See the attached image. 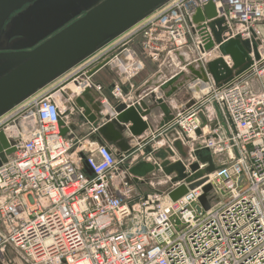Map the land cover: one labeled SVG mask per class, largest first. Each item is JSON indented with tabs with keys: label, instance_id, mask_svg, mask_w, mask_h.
<instances>
[{
	"label": "built area",
	"instance_id": "2783aa9c",
	"mask_svg": "<svg viewBox=\"0 0 264 264\" xmlns=\"http://www.w3.org/2000/svg\"><path fill=\"white\" fill-rule=\"evenodd\" d=\"M208 3L226 12L233 34L242 39L256 34L262 42L260 61L250 75L223 89L212 83L190 86L195 104L179 107L182 110L160 134L174 131L181 136L188 152L183 159L186 168L199 164L196 152L211 157L215 170L204 175L206 182L172 203L168 194L180 183L172 184L159 171L150 177L159 180L151 183L154 191L140 197L127 172L136 156L119 159L107 146L77 152L76 143L61 135L59 122L64 119L66 126L70 98L88 88L102 91L93 78L75 75L84 76L109 59L106 68L129 82L143 69L139 53L157 62L190 48L200 60L214 59L215 50L199 53L209 34L193 35L186 22L196 8ZM262 22L264 0H169L0 117V131L18 142L0 164V264L7 261L9 251L26 264H264ZM68 79L78 87L65 100L60 91ZM123 87L131 93L130 83L114 85L109 98L102 97V106L108 99L132 104L133 96L124 95ZM206 167L200 164V169ZM162 185L164 191L155 190ZM207 185L210 208L204 210L199 200ZM133 215L139 216L134 229H123Z\"/></svg>",
	"mask_w": 264,
	"mask_h": 264
},
{
	"label": "water",
	"instance_id": "95a60500",
	"mask_svg": "<svg viewBox=\"0 0 264 264\" xmlns=\"http://www.w3.org/2000/svg\"><path fill=\"white\" fill-rule=\"evenodd\" d=\"M168 1L0 0V30L6 26L5 39L11 42L6 49L0 48V117L61 79ZM226 15L214 3H208L186 17L193 35L209 34L199 48L200 55L215 50L217 56L208 61L196 58L172 77L154 85L153 89L160 92V97L146 85L132 95V104L108 99V104L102 106L101 95L93 87L75 94L70 101V110L65 113V116H78V122L89 124L98 145L109 147L117 158L134 157L140 150L143 155L152 157L153 163L141 159L127 169L131 182L143 183L151 174L162 172L171 178L172 184L180 183L168 194L172 203L189 190L203 185L206 182L204 175L215 170L211 157H203L198 152L195 155L199 164L193 163L186 168L183 159L188 152L180 141L172 148H152L153 143H159L161 132L182 110L175 104L177 93L187 90L191 94L193 84L212 83L215 89H223L250 75L261 58L262 42L256 34L251 32L250 39L233 34V25L227 22ZM108 60L101 61L84 76L78 73L75 77L93 78L100 71L107 70ZM95 86L102 87L97 83ZM61 87V97L69 100L78 83L68 79ZM123 93L129 95V88L123 87ZM188 97L184 109L195 104V100L190 95ZM216 113L219 119V113ZM201 119L206 125L203 115ZM59 125L62 136L75 129L74 125L66 127L64 119ZM196 135H200V131ZM17 143L8 140L0 131V164L6 162ZM200 164H207V167L200 169ZM210 191L211 186H205L199 200L204 210L210 208L206 199Z\"/></svg>",
	"mask_w": 264,
	"mask_h": 264
},
{
	"label": "crops",
	"instance_id": "0c3cea01",
	"mask_svg": "<svg viewBox=\"0 0 264 264\" xmlns=\"http://www.w3.org/2000/svg\"><path fill=\"white\" fill-rule=\"evenodd\" d=\"M261 35L262 40L264 41V28L261 29ZM140 59L142 61L143 69L140 71L139 74H137L135 77H133L129 82H126L123 77H121L117 72L113 70H102L99 73H97L93 77L94 83L100 84L102 86V91L100 90L101 98H109L110 96V89L117 84L120 85H126L130 83L131 85V96L138 90H143V88L148 85L150 86L149 90H152L154 88V85L157 83H160L162 80H166L179 71H181L182 67L185 64L191 63L196 60L197 53L192 51L190 48L176 51L171 54L163 56L159 61L157 62H151L149 59H147L143 54L139 53ZM203 90L202 88L197 89V91ZM158 97H160V92L157 89H153ZM183 91V90H181ZM180 91V92H181ZM146 92V91H144ZM180 92L177 93V101H175V104H177L178 107H182L187 105L188 103V95L191 94L186 91V95L184 96L179 95ZM201 94V93H200ZM199 94V96H200ZM71 97V96H70ZM72 99V98H70ZM102 100V99H101ZM81 114L79 111L78 114ZM160 117V114H159ZM148 121V119H147ZM70 125H74V130H69L67 133V138L72 139L73 143H76V146H74V149L76 148L77 152L81 151L82 149H94L98 145L97 143V137L94 135V132L89 124L84 122H78V116L75 117H66V126L69 127ZM211 125V124H210ZM209 125V127H211ZM177 141H180L182 144H184L183 139L177 132H170L165 131L162 135H160V141L159 143L152 146L153 149H159V148H169L170 146H173ZM85 153H81V155H84ZM137 160L131 161V166H134L139 160H146L150 163H153L152 157L145 156L142 153V150L138 152L136 155ZM152 175V174H151ZM151 175L148 176L147 180H145L143 183L139 182L137 184H134L132 182L131 188L134 190V192H137V188L145 187L150 192L154 191V189L151 187L152 182L159 181L152 180L151 181ZM150 182V183H149ZM146 196V195H144ZM9 255V253H8Z\"/></svg>",
	"mask_w": 264,
	"mask_h": 264
},
{
	"label": "rangeland",
	"instance_id": "374dc122",
	"mask_svg": "<svg viewBox=\"0 0 264 264\" xmlns=\"http://www.w3.org/2000/svg\"><path fill=\"white\" fill-rule=\"evenodd\" d=\"M262 28H264V22H262L260 24L259 30L262 32ZM253 84H255V82H252ZM19 124V122H18ZM73 150V149H72ZM166 188L165 185L156 187L155 190H159V191H164ZM151 194L150 190H148L145 187H141L140 189L137 188V192L136 195H139L140 197H143L144 195H149ZM139 216L138 215H133V217H131L128 221H126L123 225L122 228L127 230V231H131L134 229L136 223L138 222ZM146 229H142V231H145ZM4 264H26L25 261L23 259H21V257L16 254L15 252H11L9 251V255H8V259L7 261H5Z\"/></svg>",
	"mask_w": 264,
	"mask_h": 264
},
{
	"label": "flooded vegetation",
	"instance_id": "af4514ba",
	"mask_svg": "<svg viewBox=\"0 0 264 264\" xmlns=\"http://www.w3.org/2000/svg\"><path fill=\"white\" fill-rule=\"evenodd\" d=\"M16 14H17V12L14 13L13 15H16ZM7 31L8 30H7L6 26H3L2 29L0 30V48H3V49H6L7 47H9L11 45V42L10 41L8 42L5 39V35H6ZM186 91L187 90L181 91L179 95H181V96H184V94L186 95ZM182 146H183V144H182ZM183 149L185 150L184 146H183Z\"/></svg>",
	"mask_w": 264,
	"mask_h": 264
},
{
	"label": "bare ground",
	"instance_id": "6f19581e",
	"mask_svg": "<svg viewBox=\"0 0 264 264\" xmlns=\"http://www.w3.org/2000/svg\"><path fill=\"white\" fill-rule=\"evenodd\" d=\"M201 95V94H200ZM203 95V94H202Z\"/></svg>",
	"mask_w": 264,
	"mask_h": 264
}]
</instances>
